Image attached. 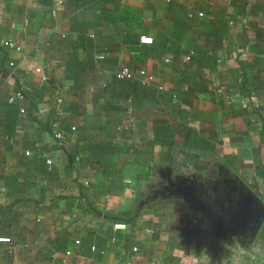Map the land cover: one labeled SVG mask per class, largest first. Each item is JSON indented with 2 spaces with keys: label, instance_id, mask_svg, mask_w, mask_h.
<instances>
[{
  "label": "crops",
  "instance_id": "obj_1",
  "mask_svg": "<svg viewBox=\"0 0 264 264\" xmlns=\"http://www.w3.org/2000/svg\"><path fill=\"white\" fill-rule=\"evenodd\" d=\"M218 163L264 199V0H0V264H264L148 198Z\"/></svg>",
  "mask_w": 264,
  "mask_h": 264
},
{
  "label": "water",
  "instance_id": "obj_2",
  "mask_svg": "<svg viewBox=\"0 0 264 264\" xmlns=\"http://www.w3.org/2000/svg\"><path fill=\"white\" fill-rule=\"evenodd\" d=\"M161 194L184 201L186 212L181 213L179 229L185 247L205 252L215 261L230 256L235 242L252 246L264 224V199L221 163L209 185L195 173L177 174L148 198Z\"/></svg>",
  "mask_w": 264,
  "mask_h": 264
},
{
  "label": "built area",
  "instance_id": "obj_3",
  "mask_svg": "<svg viewBox=\"0 0 264 264\" xmlns=\"http://www.w3.org/2000/svg\"><path fill=\"white\" fill-rule=\"evenodd\" d=\"M140 41L143 43H151L153 41V37L148 36V35H142L140 38ZM9 43L11 46L15 47L16 49H18V50L21 49V46L18 43H16L15 41L11 40ZM100 56L103 57L104 55L101 54ZM187 57L189 58L190 56H187ZM13 63L14 62L11 61V64H13ZM146 73H147V71L145 68H140V69L134 71L130 67L124 66L116 72V75L118 78H132V77L136 76L137 74L138 75H145ZM11 99H12V97H11ZM59 99H61V98H59ZM73 128H75V127H73ZM115 225L118 227H125L126 223L123 221H118L115 223ZM0 240L9 241V240H11V237L1 236Z\"/></svg>",
  "mask_w": 264,
  "mask_h": 264
},
{
  "label": "flooded vegetation",
  "instance_id": "obj_4",
  "mask_svg": "<svg viewBox=\"0 0 264 264\" xmlns=\"http://www.w3.org/2000/svg\"><path fill=\"white\" fill-rule=\"evenodd\" d=\"M214 178H208L206 179L204 182L207 183V185H209ZM173 199V206H174V210L177 212L178 216H180V214L182 213V211H184V207H183V200L181 198H172ZM180 225V223H179Z\"/></svg>",
  "mask_w": 264,
  "mask_h": 264
}]
</instances>
